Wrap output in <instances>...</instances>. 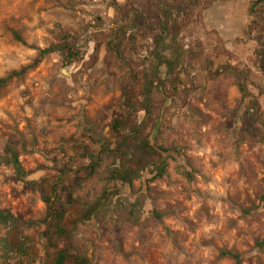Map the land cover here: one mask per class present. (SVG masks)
<instances>
[{
    "label": "rangeland",
    "instance_id": "374dc122",
    "mask_svg": "<svg viewBox=\"0 0 264 264\" xmlns=\"http://www.w3.org/2000/svg\"><path fill=\"white\" fill-rule=\"evenodd\" d=\"M161 23L182 63L174 84L159 67L162 101L155 94L143 137L169 148L166 172L121 184L100 154L73 197L110 193L76 225L73 250L91 264H264V0H0V77L28 66L0 86V153L12 148L36 181L86 163L82 147L95 152L112 120L128 117L123 91L149 72ZM53 45L64 48L35 63ZM0 208L38 225L24 233L28 264H43L45 205L5 163ZM7 232L0 225V264H16Z\"/></svg>",
    "mask_w": 264,
    "mask_h": 264
},
{
    "label": "trees",
    "instance_id": "16d2710c",
    "mask_svg": "<svg viewBox=\"0 0 264 264\" xmlns=\"http://www.w3.org/2000/svg\"><path fill=\"white\" fill-rule=\"evenodd\" d=\"M167 37V28L161 23L160 32L153 37L149 72L147 74L143 72L144 76L139 81L123 91L122 106L128 113V117L112 120L107 140L99 143L95 152L86 146L82 147V150L87 154V162L79 164L75 171L64 167L55 175L43 177L37 181L29 180L27 171L24 170L18 160L17 153L12 148L6 147L4 154L0 153V164L11 165L15 177L23 183L24 188L36 191L45 205L44 228L40 232L45 251L43 264H91L88 257L74 252L71 240L72 232L77 224L89 221L102 208L110 192L105 190L92 203L81 204L73 197V191L99 166L100 154L110 155L115 159L113 167L108 171L107 179L110 181L131 185L133 180L147 169L153 173L152 178H158L165 174L167 162L164 153L169 151V148L155 145L143 137V133L147 122L153 119L156 114L155 94L162 101L159 90L161 81L158 79L159 67L165 68V74L173 84L179 78L182 55L180 50L167 40ZM63 48L60 45L39 48L35 63L52 51L62 52ZM115 52L119 55L117 47H115ZM27 69L28 66L22 67L19 70L11 71L6 77H0V86L11 78L22 75ZM234 76L239 79L242 97H248L246 76L237 70H234ZM138 112H143L141 118L137 117ZM71 172H73L72 175ZM261 203L264 206V194L261 197ZM0 225L8 228L5 238L7 252L16 254L18 257L16 264H28L34 248L30 236L24 233V229H28L30 226L38 227V225L27 224L5 208H0ZM263 244L264 240L260 245ZM49 248L54 250L49 252ZM222 254L232 257L235 263L240 260L237 253L223 251Z\"/></svg>",
    "mask_w": 264,
    "mask_h": 264
}]
</instances>
